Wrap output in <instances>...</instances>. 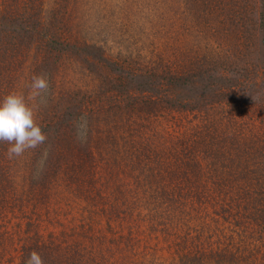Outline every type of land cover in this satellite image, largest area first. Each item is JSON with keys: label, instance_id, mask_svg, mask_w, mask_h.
<instances>
[{"label": "trees", "instance_id": "16d2710c", "mask_svg": "<svg viewBox=\"0 0 264 264\" xmlns=\"http://www.w3.org/2000/svg\"><path fill=\"white\" fill-rule=\"evenodd\" d=\"M30 6L35 7L34 4ZM57 11L53 14V27L59 23ZM210 19L203 15L202 20H194V24L209 25L201 28V32H206L211 29ZM220 24L219 35L223 30L232 35L234 28L230 24L225 26L222 18ZM42 34L43 37L47 35L44 31ZM42 34L33 24V15L27 18V15L9 10L0 13V85L3 89L10 87V93L15 92V59L25 58L32 42L36 41L47 51L90 54L95 58L91 63L102 62L110 72L109 82L113 83L110 90L117 99L114 101L117 112L124 109L126 103L123 112L135 121L143 119L141 115L148 120L139 125L142 136L133 145L140 150L131 151L127 158L130 162L144 164L132 181H137L136 190L126 189L124 184L123 188L113 189L110 192L112 198L108 203H100V210L104 225L111 229L112 235H121L118 238L125 243L132 239L126 235L136 223H149L148 231L158 230L165 237L167 255L158 260L151 253L153 248L146 247L143 255L137 254L142 256L137 260L123 255L124 259H129L127 264H264V78L256 77L259 64L253 63L250 69L253 76L250 77L245 65L230 60L225 62L212 49L207 58L205 53H198L199 56L190 60L160 64L161 70L154 67L152 59L149 65L130 68L123 66L124 61L120 63L104 56L101 47L89 44L77 47L51 36L43 40ZM234 54L237 55L236 51ZM44 61L42 58L41 63ZM58 103L61 107L54 117L49 118L46 111L41 113L42 120L35 121L47 139L50 132L54 133L58 138L56 144L66 150L53 151L49 155L46 147L40 152H31V149L25 152L33 153L30 155L33 158L39 152L43 158L49 156L50 161L66 160L62 153H70L78 144L74 134L69 143L65 140L74 120L88 122L80 132L81 136L84 131L90 135L89 121L92 120L98 126L96 138L93 146L86 147L87 162L78 164L80 170L86 172L85 164L87 170H91V166H95L91 165V151H100L102 144L112 138V104L108 110L104 105H97L98 114L104 115L99 124V117L92 116V108L83 110L86 105L78 100L74 90L65 89ZM250 103L256 114L249 110L247 105ZM161 111L181 112L185 118L188 116L187 124L178 123L174 132L164 135L159 130L160 125L157 129L149 124L159 118ZM162 137L163 143H150ZM151 138L154 139L150 141ZM8 147V142H0V264H15V217L18 218L17 230L26 233L19 240L21 253L17 264H25L33 250L39 252L44 264H80L86 255L80 250L78 240L72 241L70 237L55 239L52 232L47 234L48 239L41 238L48 231L46 224L41 226L43 211L23 203L30 199L32 188L41 190L45 182L41 181V189L34 184H20L21 180L15 175V160L7 157ZM94 176L92 171L90 180L84 181L86 185L90 184L92 193L97 181ZM70 177L77 179L74 174ZM89 198L88 210L100 214L97 204L93 205L94 197ZM29 215L33 216V221ZM96 223L104 227L102 222ZM85 224L80 236H86L92 245H119L118 238L112 236L105 241L103 235L95 233L91 223ZM97 236L99 238L94 241ZM86 261L94 264L90 258Z\"/></svg>", "mask_w": 264, "mask_h": 264}, {"label": "rangeland", "instance_id": "374dc122", "mask_svg": "<svg viewBox=\"0 0 264 264\" xmlns=\"http://www.w3.org/2000/svg\"><path fill=\"white\" fill-rule=\"evenodd\" d=\"M26 2L28 0H0V13L9 10L12 13L16 11L17 14L27 15V18L33 15V24L36 29H41V34L43 31L47 33L44 37L43 34L41 35L43 40L51 36L64 43L76 44L77 47L87 44L98 46L102 48V53L107 58L119 60L120 63L124 61L123 66L130 68L146 66L152 59L154 67L161 70L163 67L160 64L175 60H190L198 53H205L204 56L207 58L210 50L214 49L221 60L245 65L244 67L250 72V77L253 76L250 70L253 63L259 64L256 77H259V80L264 78V0H29L28 4ZM31 4L35 7L32 8ZM58 7L61 9V14L57 11ZM55 11L58 12L56 14L60 19L57 26L53 27L52 19ZM203 15L211 18V29L206 32H201V28H208L209 25L205 26L203 22L194 24V20H202ZM221 18L226 23L225 26L230 24L234 28L232 35L225 30L219 35ZM198 28H200L199 31H197ZM32 44L25 58L15 59V89L13 90L23 94L26 103L34 110L35 120H42L41 113L46 111L49 118L54 117L55 111L61 107L58 101L65 89L75 91L78 100L86 105L83 110L93 109L92 116L99 117V124L104 115L98 114L97 105H104L107 107L105 110H108L112 104L113 114L112 138L107 140L108 143L102 144L100 151L98 149L91 151V165H95L91 166V170H87L86 164V172L80 170L78 164L87 162L85 157L87 158L89 153L86 147L93 146L96 138L95 130L98 126L92 120L89 121L92 126L90 135H86L84 131L82 136L80 132L84 130L88 122L74 120V126L70 127L65 140L68 139L67 143H69L74 134L78 144L70 153H62L66 155V160L50 161L49 156L43 158V155L39 153L40 149L42 151L45 147L48 155L53 151L66 150V147L62 148L61 145L56 144L58 138L51 132L45 146L40 145L36 149H31V152L39 151L36 157L30 156L33 154L31 152H25L23 155H27L26 158L23 157V159L22 155L12 159L17 165L15 175L18 180H21L20 184L27 186L34 184L41 189V181L45 182L41 190L32 188L29 191L30 199L23 203L26 207H39L43 211L41 226L46 224L48 231L44 232L41 238L48 239L47 234L52 232V237L56 236L55 239L62 240L70 237L72 241L78 240L81 244L80 250L86 255L80 264H90L86 258L93 260L91 262L94 264H127L129 259L134 261L142 257L140 255H143L146 247H152V255L162 260L161 256L167 255V241L162 234L158 233V230L148 231L149 223L144 221L136 223L133 230L126 235V237L131 236L132 239L125 243L123 239L118 238L121 235L111 234V229L104 225L101 217L100 203L110 201L112 198L110 192L113 189L122 187L124 184L126 189L136 190L137 181H132L137 177L136 171L143 169L144 164L130 162L127 158H130L131 151L140 150L133 145L140 141L142 128L139 125L148 123V120L144 119L146 116L141 115L143 119L135 121L134 117L123 112L127 108L126 103L123 111L117 112L114 106V101L117 99L113 97L110 90L113 83L109 82V69L100 61L91 63L95 60L92 55L47 51L36 41ZM42 58H45L43 64ZM40 75L49 80V89L40 96H36L31 88V82L34 76ZM11 90L10 87L3 89L0 85L2 98ZM245 96L249 98V94L246 93ZM254 99L252 97V100ZM247 106L256 114L251 103ZM159 113L162 116L159 114V118L153 119L149 124L157 129L160 125L159 130L164 135L174 132L178 128V123L187 124L188 116L186 115L185 118L181 112L161 111ZM152 139L154 138L150 141ZM65 140L62 142L65 143ZM89 141L92 143L89 144ZM164 141L162 137L150 143L157 145ZM58 164L61 165L58 166ZM77 170L78 172L75 173ZM92 171L95 172L94 177L97 180L93 193L90 184L86 185L84 182L90 180ZM71 174H74L77 179L70 177ZM15 183L19 185V182L15 181ZM89 196L94 197L93 205L97 204L95 206L101 209L100 214L99 211L92 209V213L88 210ZM133 218L137 219V217ZM13 222H15V264H17L19 253H21L19 240L20 237H25L26 233L17 230L18 218L15 217ZM84 222L91 223L96 229L95 233L103 235L105 241L110 240L112 236L118 238L119 245L111 243L101 247L92 245L86 240V236H80L87 226ZM96 222H102L104 227H99L101 223ZM98 238L99 236L93 240ZM169 240L171 241V237ZM138 253L140 255H137ZM123 255L130 258L124 259Z\"/></svg>", "mask_w": 264, "mask_h": 264}, {"label": "clouds", "instance_id": "9594fccd", "mask_svg": "<svg viewBox=\"0 0 264 264\" xmlns=\"http://www.w3.org/2000/svg\"><path fill=\"white\" fill-rule=\"evenodd\" d=\"M31 88L36 96L49 89L45 76H34ZM47 140L42 127L35 121V113L23 94L12 92L0 99V142H8V156H22L26 150L36 149ZM25 264H44L39 252L33 250Z\"/></svg>", "mask_w": 264, "mask_h": 264}]
</instances>
